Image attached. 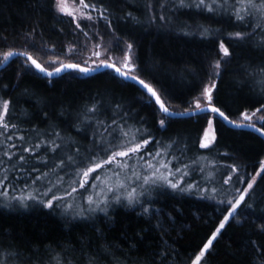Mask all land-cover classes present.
I'll list each match as a JSON object with an SVG mask.
<instances>
[{
    "label": "trees",
    "instance_id": "obj_1",
    "mask_svg": "<svg viewBox=\"0 0 264 264\" xmlns=\"http://www.w3.org/2000/svg\"><path fill=\"white\" fill-rule=\"evenodd\" d=\"M102 2L110 10L113 27L117 29L118 35L124 41L136 45L135 61L138 70L135 74L158 81L157 87L164 90L166 101L173 111L185 112L191 98L198 95L201 82L207 79L209 61L219 58L221 54L217 53L213 43L215 37L205 39L198 34L184 35L179 25L187 23L193 29L196 25H205L220 28L222 32L233 30L231 25L224 18L210 19L209 14L200 15L195 11L177 13L173 17L175 22L170 25L162 26V22L136 23L121 17L131 11L145 21L147 13L139 7L144 0ZM33 29L35 32L32 37L26 38ZM85 30L89 32L90 39L78 32L71 17L58 14L47 0H0V52L10 47L21 51L26 49L45 66H48L49 57L56 55L63 60L75 61L78 56L68 54V46L76 44V52L85 50L89 43L100 42L94 34L98 32L104 37V46L115 57L120 56L123 42L117 47L111 30L103 22L95 26L87 24ZM217 35L224 39L233 52L227 64L221 61L217 104L235 119L238 109L260 99L259 88L252 84L247 71H250L248 65H257L264 53L254 49L251 44L233 45L225 35ZM0 96L12 99L11 121L19 125L20 131L34 136V128L45 130L50 123L58 125L66 138L78 142L82 152L91 147L93 129L81 124L77 114L83 111L85 105L100 99L103 101L101 119L110 122L112 105L119 103L123 112L127 113L125 119L128 124L147 129L157 141L166 142L171 139L178 141L179 146L186 144L188 150L182 157L185 163L201 156L225 164L237 163L241 168L240 175L247 177L255 175L260 170L259 162L264 161V141L260 137L248 131L232 129L217 117L214 121L216 145L206 150L199 148L196 143L201 128L206 124V115L168 118L166 128H161L157 120L163 117L158 108L148 102V94L111 70L95 75L69 72L51 79L40 74L34 67L25 65L24 58H17L0 71ZM44 112L48 114L47 120L43 117ZM12 142L19 143L15 137ZM224 153H229L230 157ZM172 163L175 166L176 162ZM29 164L43 171L48 170L34 159L29 160ZM49 166H52L51 160ZM216 173L218 177L214 183L219 186L221 173L226 175V170L217 167ZM201 175V179H204L206 172ZM190 178L187 177V180ZM51 179L54 181L55 176ZM65 180H68L67 176ZM12 182L16 189L22 187L17 181ZM241 185L244 187L243 184L236 186ZM66 187L67 184L56 194L61 195L60 190ZM161 190L162 194L156 200L146 198L152 201L151 216L143 215L138 205L128 207L121 203L110 208L107 216L96 213L87 220L72 218L64 212L62 205L55 211L32 201L28 202V207H22L15 201L8 205L0 197V254L14 251L22 259L38 257L43 264H48L49 257L54 256L63 246L65 255L77 260L79 264H85L88 256L97 257L100 264H117V261L135 264L137 259L146 260L151 257L160 244V232L163 231L164 240L175 252L169 264H188L189 256L210 235L226 205L171 189ZM10 194L15 195L16 191L13 189ZM65 199L80 202L79 196L77 199ZM262 200L264 172L254 186V207L247 209L242 206L239 210L243 215V226L237 223L239 217L226 226L222 237L214 242L215 251L210 264H248L251 252L254 251L250 239L264 244V235L259 234L255 227L264 223V219H261L264 216L261 211L264 209ZM158 223L162 228L157 227ZM105 244L110 248L108 253L102 250L101 246ZM129 244L134 247L130 248Z\"/></svg>",
    "mask_w": 264,
    "mask_h": 264
},
{
    "label": "snow or ice",
    "instance_id": "obj_2",
    "mask_svg": "<svg viewBox=\"0 0 264 264\" xmlns=\"http://www.w3.org/2000/svg\"><path fill=\"white\" fill-rule=\"evenodd\" d=\"M47 3L58 14L71 17L75 28L86 38L90 39L89 32L85 30L87 24L95 26L103 22L105 27L111 30L116 46L119 47L123 42L120 56L115 57L102 43L104 37L96 32L94 34L100 42L93 43L88 48V54L81 55L79 62L63 60L56 55L49 57L48 66H45L31 51L10 47L0 52V64L8 62L14 56H23L25 65L34 67L45 74L46 78L58 76L68 70L90 73L101 67L110 68L126 80H135L145 90L148 102L157 107L163 117L157 120L158 125L166 128L168 118L175 114L166 101V93L157 87L159 82L154 78H142L134 74L138 70L135 61L136 45L134 42L124 41L123 37L118 35L117 29L113 27L110 10L102 0H79L78 3L77 0H72L71 4L68 0H47ZM139 7L147 13L145 21L131 11L125 12L121 18L136 23L162 22L163 26L173 24V17L177 13L195 11L200 15L209 14L210 19L224 18L233 29L222 32L220 28L205 25H196L195 29L187 23L179 25V30L184 35L198 34L205 39L215 37L213 43L217 53L221 54L219 58L209 61L207 79L201 82L198 95L193 96L189 107L184 109L185 112L206 114V124L201 128L196 141L198 147L211 149L216 145V116L236 127L253 128L264 134V56L257 65L249 64L250 71H247L252 84L259 88L260 99L250 106L238 109L235 119L217 104V81L222 72L221 61L227 64L233 55L224 39H220L217 34L225 35L233 45L248 43L264 53V0H144ZM34 32L35 29L29 32L26 38L30 39ZM87 43L86 39L85 46ZM76 47V44H70L67 53L75 54ZM112 109L110 122L100 118L103 114V101L100 99L85 105L83 111L77 114L81 124L93 129L91 147L85 150V154L78 142L69 140L62 134L58 125L50 123L45 130L34 128V136L20 131L19 125L11 121L12 99L0 96V197H3L8 205L15 201L22 207H28L29 201L53 211L62 205L64 212L72 218L87 220L96 213H104L107 216L114 204L121 203L128 207L138 205L143 215L151 216L152 201L146 198L161 188L211 200H216L223 192L224 198L220 199L219 203L226 204V207L221 218L210 235L188 258V264H210V258L215 251L214 242L222 237L226 226L237 217V223L243 226V215L239 210L242 206L247 209L254 207L252 193L260 172L247 177L241 176V168L237 163L225 164L223 161L217 162L203 156L189 159L185 163L182 157L188 150L186 144L179 146L178 141L171 139L166 142L157 141L147 129L128 124L125 119L127 113L123 112L121 104H113ZM43 117L48 119L47 112L43 113ZM14 137L19 143L12 142ZM60 153L63 155H59ZM224 155L230 157L229 153ZM33 159L48 170L43 171L35 165H30L29 160ZM50 160L52 166H49ZM173 161L176 162L175 166ZM202 161L207 163L202 164ZM217 167L226 170V175L221 173L219 186L214 183ZM259 167L264 170V161L259 162ZM193 170L206 172L204 182L186 179L192 175ZM35 173L38 175H34ZM53 175L54 181L51 179ZM65 176L68 180H65ZM13 180L19 182L22 187L16 189ZM65 184L67 188H64L63 195H57V191ZM237 184H243L244 187H237ZM13 189L19 195L10 194ZM73 194L80 196V202L65 199L71 198ZM261 203H264V200ZM261 211L264 212V209ZM261 219H264V216ZM157 227L162 228V225L158 223ZM255 227L259 234L264 235V223ZM160 238V244L151 257L146 260L137 259L135 264H169L175 252L164 240L163 231L160 232ZM249 243L254 251L251 252L248 264H264V244L257 243L255 239H250ZM101 247L105 253L110 252L107 244ZM129 247L134 245L129 244ZM0 264H43V261L31 256L22 259L19 253L6 251L5 254H0ZM48 264L79 262L65 255V249L61 246L59 252L49 257ZM85 264H100V261L95 256H88ZM117 264L122 262L117 261Z\"/></svg>",
    "mask_w": 264,
    "mask_h": 264
},
{
    "label": "water",
    "instance_id": "obj_3",
    "mask_svg": "<svg viewBox=\"0 0 264 264\" xmlns=\"http://www.w3.org/2000/svg\"><path fill=\"white\" fill-rule=\"evenodd\" d=\"M17 58H24L23 56H14L12 57L8 62L6 63H3L2 65H0V71L4 70L5 68H7V66L9 64H11L15 59ZM25 59V58H24ZM37 70V69H36ZM108 70H111L113 72H115L114 70L110 69V68H99L96 72H90V73H82L84 75H95V74H98V73H101V72H104V71H108ZM38 71V70H37ZM39 72V71H38ZM69 72H76L74 70H68L67 72H64V73H61L59 74L58 76H54V77H49L51 79H54V78H57V77H60V76H63ZM40 74L44 75L43 73L39 72ZM80 73V72H79ZM116 73V72H115ZM116 75H118L116 73ZM119 76V75H118ZM121 79L129 82V83H132L136 86H138L139 88L142 89V87L135 81V80H126L124 79L123 77L119 76ZM143 90V89H142ZM145 92V90H143ZM146 93V92H145ZM174 115H172L171 117L169 118H172V119H182V118H190V117H197V116H200V115H206L205 113H190V112H175L174 111ZM217 118H219L220 120H222L227 126H229L230 128L232 129H236V130H241V131H248V132H251L255 135H257L258 137H260L263 141H264V134H261L259 131H257L256 129H253V128H242V127H236L230 123H228L227 121L223 120L221 117L219 116H216Z\"/></svg>",
    "mask_w": 264,
    "mask_h": 264
},
{
    "label": "rangeland",
    "instance_id": "obj_4",
    "mask_svg": "<svg viewBox=\"0 0 264 264\" xmlns=\"http://www.w3.org/2000/svg\"><path fill=\"white\" fill-rule=\"evenodd\" d=\"M68 2L71 4V2H72V0H68ZM79 2V0H77V3ZM62 15V14H61ZM65 16V15H64ZM92 46V44L91 43H89L88 44V47L85 49V50H82V51H77L75 54H71V55H75V56H78V59L77 60H75L76 62H79V60H80V57H81V55H87L88 54V48H90ZM77 50V49H76ZM103 58V57H102ZM135 74V73H134ZM204 150H206V149H204ZM195 169V168H194ZM259 172H260V175L259 176H257V182H258V180L260 179V177H261V175H262V173L264 172V170H259ZM105 174H107L106 172H105ZM93 175H95V173L93 174ZM201 173L198 171V170H193L192 171V175L190 176L191 178V180L192 179H195V180H197V181H201V182H204V179H201ZM217 175H215V181L214 182H216L217 181ZM234 177V176H233ZM186 179H187V177H186ZM239 187H241L242 188V185L241 186H239ZM67 188V187H66ZM162 189V188H161ZM161 189H159V190H157V191H154L153 193H152V195L150 196V197H147V198H150V199H152V200H156V198H157V196H159L160 194H162V192H160V191H162ZM26 191V193H27V190H25ZM61 192L60 193H62L61 195H63V192H64V188L63 189H61L60 190ZM81 191H83V190H81ZM15 195H19V193L18 192H16V194ZM79 195H77V194H73V196L71 197V199H77V197H78ZM80 197V196H79ZM68 198V197H67ZM224 198V194H223V192H222V195L220 196V197H218L216 200H214V201H216V202H218L219 203V200L220 199H223ZM228 198L230 199L231 198V194H229L228 195ZM201 199H203V198H201ZM208 200H210V199H208ZM224 205H226V204H224ZM115 206H118L117 204H114L113 205V207H111V208H114Z\"/></svg>",
    "mask_w": 264,
    "mask_h": 264
}]
</instances>
